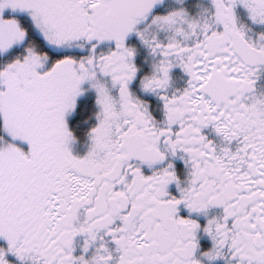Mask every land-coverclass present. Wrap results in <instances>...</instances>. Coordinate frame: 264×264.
<instances>
[{
  "label": "snow or ice",
  "instance_id": "obj_1",
  "mask_svg": "<svg viewBox=\"0 0 264 264\" xmlns=\"http://www.w3.org/2000/svg\"><path fill=\"white\" fill-rule=\"evenodd\" d=\"M194 8L0 0V264H264V0Z\"/></svg>",
  "mask_w": 264,
  "mask_h": 264
},
{
  "label": "flooded vegetation",
  "instance_id": "obj_2",
  "mask_svg": "<svg viewBox=\"0 0 264 264\" xmlns=\"http://www.w3.org/2000/svg\"><path fill=\"white\" fill-rule=\"evenodd\" d=\"M202 2H207V0H202ZM196 3V0H185V4L191 9L195 10L194 5ZM242 11V10H241ZM256 27V30L260 29V26H254ZM253 36H255V33H252ZM255 88L257 91H264V68L258 69L257 77L255 80Z\"/></svg>",
  "mask_w": 264,
  "mask_h": 264
}]
</instances>
